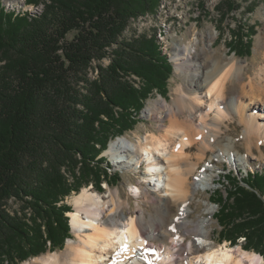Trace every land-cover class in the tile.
Segmentation results:
<instances>
[{
    "label": "trees",
    "instance_id": "1",
    "mask_svg": "<svg viewBox=\"0 0 264 264\" xmlns=\"http://www.w3.org/2000/svg\"><path fill=\"white\" fill-rule=\"evenodd\" d=\"M160 2L27 0L44 5L40 16L0 2V264L64 248L72 236L65 200L81 186L69 184L67 174L97 175L103 184L110 168L102 154L133 129L132 110L153 90L167 96L171 63L158 45L125 36L132 20ZM104 59L108 66L99 64ZM133 75L148 88L131 85ZM228 182L227 194L217 190L211 200L222 239L262 241L264 173L240 180L233 173Z\"/></svg>",
    "mask_w": 264,
    "mask_h": 264
},
{
    "label": "bare ground",
    "instance_id": "2",
    "mask_svg": "<svg viewBox=\"0 0 264 264\" xmlns=\"http://www.w3.org/2000/svg\"><path fill=\"white\" fill-rule=\"evenodd\" d=\"M214 43L211 38L208 47L199 51L200 40L194 36L173 48L176 74L183 83L177 88L173 102L159 99L146 112L159 122L169 121L164 134H152L145 140L139 139L138 144L123 137L109 147L108 152L115 158H125L118 160L119 165L134 169L144 160L148 162L144 182L153 184L162 193L146 200L147 204L152 203L155 212L138 204L139 215L123 221L124 208L130 202L122 199L118 189H110L103 195L86 188L73 198L74 210L68 213L78 240H68L61 253H49L25 264H185L179 256L193 254L196 256L186 264H264V257L242 247L233 250L209 244L207 220L196 221L191 217L193 200L202 190L209 191L214 182L213 160L200 167L208 151L227 153L225 159L231 156L235 165L256 158L264 160L263 151L252 157L256 156L255 143L264 145V124L258 122L256 113H248L256 103L264 108V66L259 68L261 74L244 86L242 95L229 97V86L241 81L248 64L235 56L228 61L217 58L211 52ZM234 116L243 125L249 156L240 155L231 138L222 144V127ZM260 118L264 120V116ZM195 147L198 153L194 156L190 150ZM133 192L137 198L149 195L140 186ZM165 198H171L178 206L177 213L170 212ZM206 212L214 214L212 208ZM191 234L199 243L186 242Z\"/></svg>",
    "mask_w": 264,
    "mask_h": 264
},
{
    "label": "rangeland",
    "instance_id": "3",
    "mask_svg": "<svg viewBox=\"0 0 264 264\" xmlns=\"http://www.w3.org/2000/svg\"><path fill=\"white\" fill-rule=\"evenodd\" d=\"M0 2L7 11H15L16 13L29 12L32 16H40L44 10V5H28L27 0H0ZM236 35L240 38V41L239 39L237 40V37H235ZM125 36L132 40L140 41L138 43L139 45L141 40L148 42V44L158 45L162 56L164 58L166 57L168 62L172 65V77L168 81L167 96L164 97L157 90H153L152 93L148 95V99L140 103L142 108L138 112L131 109L133 115L129 122L132 123L134 127L123 137H130L135 144H138L139 139L145 140L147 136L152 134L161 136L165 133L164 127L169 125L168 120H165L164 124L159 122L155 117L147 115L146 112L150 107L153 108L159 99L173 102L177 93V88L183 83L182 78L176 74L173 56V48L175 46L179 44L183 45L189 42L194 36H197L200 40L198 50L201 51L202 48L208 47L209 40L214 38L215 43L211 48V52H213L217 58L228 61L231 56H235L238 60L247 62L248 65L245 68L241 81H237L229 86V97L238 94L242 95L244 86H248L257 78V74H261L259 68L264 66V0H161L160 6L155 11L148 12L132 20ZM232 49L248 55L241 57L236 55ZM110 62V59H104L102 62H99V64L108 66ZM97 64L98 62H95V66ZM95 66L90 72V74H94V77L98 74L95 70ZM129 83L139 90H141V88L142 90L148 88L147 81L145 82L143 78L135 75L130 78ZM261 107L262 106L256 103L254 108L251 107L249 109L250 111L248 110V113H256L255 115L258 117V122L264 124V120H260V117L264 116V108ZM117 114L119 122H124L121 120H125V118H121L126 115L124 111L122 113L118 112ZM117 125L120 127L119 124ZM222 128L224 129L222 144H227L231 138V140L235 141L236 149L240 155L244 154L249 156L246 138L243 137L242 134L243 125L239 123L238 118L234 116L233 119H229ZM123 137L111 141L110 145ZM260 144L255 143L256 146L253 147V150L256 156L252 155V157L261 155V151H263L264 154V145ZM109 147L102 154L106 159V166L110 168L108 169L109 173L107 177H102L101 179V181L105 180L104 183L100 185L96 184L98 182L97 175L88 176V173L83 174L77 171L79 178L74 179L70 174H67L69 184L81 186L80 191L78 193H72V195L65 200V203L71 206L73 211V198L86 188L92 189V191L103 195L107 194L110 189H118L122 199L130 202V205H126L124 208L125 214L122 215L123 221L127 218L129 219L131 216L139 215L138 204L145 210L154 213L155 211L152 208V203L147 204L146 200L151 201L153 196H160L162 193L156 190L155 187L152 186L153 184L150 186L148 182H144L148 162L144 160L134 169L119 165L117 164L119 162L118 160L123 161L125 158H115V156L108 152ZM190 152L195 156L198 150L195 147L191 149ZM214 157H220L221 160L214 159ZM225 157H227V153L225 152L210 150L207 152L205 160L200 163V167H203L209 160H213L214 164H216L215 168H213L214 182L209 191L202 190L199 195L196 196L197 198L193 200V213L191 217L196 221L202 218L207 220L205 227L207 231L210 232L208 242L209 244H213L214 247L219 248L220 246H228V248L233 250H238L242 247V249L247 252H253L264 257V238L262 241H260L259 238L256 239L255 236H252L251 241L248 240L246 236L237 238L235 241L222 239L220 235L222 229L216 219L219 207L211 202L212 197L216 196L217 190L218 192L227 194L224 186L230 188L228 181L233 173L239 180L246 177L249 173L258 171L264 173V160L256 158L251 159L249 163L245 164L241 161L239 165H235L231 156H228V159H225ZM240 159L242 160L243 158L240 157ZM160 167L164 170L163 165H160ZM190 179L193 181L194 177L191 176ZM136 186L146 188L149 191V195L137 198L139 196H136L133 192ZM165 199L168 201L170 212L177 213L178 206L174 204L171 198ZM165 199L163 200L165 201ZM207 208H212L214 214L208 215L209 213H205ZM70 223L71 219L69 217V227L72 236L65 241L64 248L55 252L49 251L46 254L61 253L64 251L68 240H78ZM189 227L192 228V226ZM181 236L183 238V235ZM194 241H198L199 243L195 235L191 234L187 236V243ZM255 245L260 251L246 248L249 246L254 247ZM195 256L196 254H193L192 256H180V258H182L186 264L187 261L189 262ZM34 259L35 258L29 259L23 264ZM193 261L196 260L194 259Z\"/></svg>",
    "mask_w": 264,
    "mask_h": 264
},
{
    "label": "built area",
    "instance_id": "4",
    "mask_svg": "<svg viewBox=\"0 0 264 264\" xmlns=\"http://www.w3.org/2000/svg\"><path fill=\"white\" fill-rule=\"evenodd\" d=\"M180 257V256H179Z\"/></svg>",
    "mask_w": 264,
    "mask_h": 264
}]
</instances>
